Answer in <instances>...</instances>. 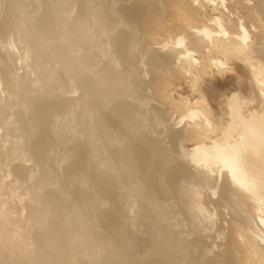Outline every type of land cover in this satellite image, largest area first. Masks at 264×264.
<instances>
[{
  "label": "bare ground",
  "instance_id": "1",
  "mask_svg": "<svg viewBox=\"0 0 264 264\" xmlns=\"http://www.w3.org/2000/svg\"><path fill=\"white\" fill-rule=\"evenodd\" d=\"M0 264H264V0H0Z\"/></svg>",
  "mask_w": 264,
  "mask_h": 264
},
{
  "label": "rangeland",
  "instance_id": "2",
  "mask_svg": "<svg viewBox=\"0 0 264 264\" xmlns=\"http://www.w3.org/2000/svg\"><path fill=\"white\" fill-rule=\"evenodd\" d=\"M214 27H216L215 24H214ZM248 39L249 38H246V40ZM235 63L237 62L233 61L232 64L230 63L231 67L233 68H230V69L227 68L223 72H220L219 70H217V68H215L214 74H211L207 77V82L209 84L207 83L206 84L211 87L207 90L208 91L207 95L211 97V99L214 102L218 99L220 93H227V94L230 93L231 94L233 92H236L241 99H245L249 95H250L249 98L251 99L255 97V94L260 95V92H258L257 90H253L251 92L250 84L248 81L249 76L245 74L243 70H241L242 68L237 67ZM183 87H184L182 90L183 93L185 95H188L189 88L187 87L186 84H183ZM249 98H246V99H249ZM187 145L192 146L190 142H188Z\"/></svg>",
  "mask_w": 264,
  "mask_h": 264
}]
</instances>
